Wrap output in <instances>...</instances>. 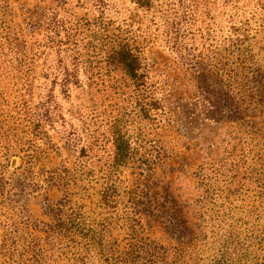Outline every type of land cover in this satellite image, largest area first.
<instances>
[{
    "label": "rangeland",
    "instance_id": "1",
    "mask_svg": "<svg viewBox=\"0 0 264 264\" xmlns=\"http://www.w3.org/2000/svg\"><path fill=\"white\" fill-rule=\"evenodd\" d=\"M153 1L161 11H136L130 0H0V92L7 95L12 82L6 76L16 63L14 49H10L5 40V27L9 26L10 33L18 32L28 41L41 43L43 53L37 60L31 95L26 94L24 99L36 103L50 93L49 105L54 115L53 125L45 128L52 147L33 136L29 142L18 143L16 147H22L26 153H36L31 169L37 173L60 165L75 167L81 145L90 147L93 139L99 146L104 145L105 151H110L115 121L126 131L131 146L157 139L164 148V158L151 171V178L154 183L158 182L159 190L166 189L179 204L185 205V216L190 223L196 222L193 229L198 239L193 248L187 247L188 253L195 255L198 264H212L222 246L227 244L236 264H249L247 253L250 252L263 264L264 232L257 223L261 221L263 226L264 217L256 211L264 184L258 176L264 162V115L256 106L259 97L249 103L248 111L250 119L263 131L262 135L248 133L247 126L241 127L239 122L215 119L202 112L194 104L195 79L180 56L165 43L160 16L162 9L177 15L184 13L181 44L196 52L219 51L223 60L234 59L237 54V51L231 54L227 48L230 35L235 38L232 28L240 26L238 36L251 53L245 54L248 64L264 68V0ZM104 26L113 33L130 29L149 38L144 42L140 60L151 96L166 110L157 125L151 117L141 119L134 92L123 87H108L118 84L124 76L105 59L107 47L101 44L102 39H97ZM51 39H54L53 44ZM96 53L98 57L87 59ZM233 131L243 134L247 177L241 179L238 192L225 198V169L219 170V175L218 172L209 175L208 164L219 167L218 164L225 161L226 139ZM68 137L78 141L75 148ZM8 140L1 138L0 144ZM88 156L86 162L95 167V150H90ZM21 157L23 152L19 151L18 155L11 156L8 175L23 172L26 166ZM132 166L121 172L127 187L135 183ZM201 166L206 173L199 179L196 173ZM35 195H28L26 206L34 218L42 219L41 191ZM48 195L52 199L59 196L56 190L49 191ZM257 232L262 236L259 243L254 241ZM113 233L116 239L124 236L119 228ZM146 233L165 245L174 243L159 220H153ZM224 237L228 243L222 241ZM187 262L183 264H194L189 259Z\"/></svg>",
    "mask_w": 264,
    "mask_h": 264
},
{
    "label": "trees",
    "instance_id": "2",
    "mask_svg": "<svg viewBox=\"0 0 264 264\" xmlns=\"http://www.w3.org/2000/svg\"><path fill=\"white\" fill-rule=\"evenodd\" d=\"M130 1L136 11H161L156 9L153 0ZM184 16V13L177 15L162 9L160 17L165 43L180 56V61L195 79V106L208 116L239 122L241 127L247 126L248 133L262 135L263 131L250 119L248 108L257 96L256 106L264 115V68L248 64L245 54L251 53L238 36L241 27L232 28L234 33L231 34L235 38L230 35L228 40L230 47L227 50L231 54L237 51V54L234 59L223 60L219 51L196 52L194 48L181 44ZM5 29V40L8 47L14 49L16 63L6 76L12 82L7 95L0 92V139L9 138L0 144V264H183L188 259L198 264L195 255L187 251V247L193 248L198 239L193 229L196 222L190 223L185 216V205L179 204L166 189L159 190L158 182L154 183L151 178V171L164 158V148L159 140L131 146L126 131L123 132L122 126L115 121L110 135V151H105L104 145L99 146L100 143H94L93 139L90 147L81 145L75 167L60 165L37 173L32 171L36 153H26L22 147H16L17 144L29 142L33 136L37 140L43 139L47 147L53 146L45 129L54 123L49 105L51 94L44 95V100L36 103L24 99L26 94L31 95L37 60L43 53L42 45L37 40H26L18 32L10 33L9 26ZM145 38L141 32L118 29V33H113L104 26L97 39H102L101 44L107 47L104 52L106 61L124 76L118 84L112 83L108 87H123L134 92L141 119L151 117L157 125L166 110L157 98L151 96L145 80L146 73L140 60L144 42L149 39ZM53 42L51 39V44ZM98 54L87 59L90 60L91 56L95 59ZM228 136L225 161L218 164L219 167L208 164L209 175L216 172L219 175V170L225 169V198L238 192L240 181L247 177L243 134L233 131ZM67 140L74 148L78 143L74 138L68 137ZM90 150H95V167L86 162ZM18 151L23 152L21 160L26 167L19 175L13 172L8 175L10 158L18 155ZM130 165L135 183L127 187L121 172ZM261 166L258 176L264 182V162ZM204 170L199 167L196 173L199 179L202 173H206ZM51 190L58 192V198L52 199L48 195ZM39 191L42 219L34 218L26 206L28 195L36 197ZM258 198L260 204L256 211L264 217V184ZM153 220H159L174 239L172 246L147 236V228L152 227ZM256 220L258 222L259 217ZM260 222L257 227L264 232V225ZM117 228L124 234L122 239L114 237L113 230ZM261 232L255 235L256 243L262 240ZM227 240L222 241L228 243ZM222 247L212 264H236L227 244ZM247 257L249 264H261L253 252L247 253Z\"/></svg>",
    "mask_w": 264,
    "mask_h": 264
}]
</instances>
